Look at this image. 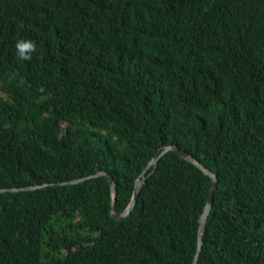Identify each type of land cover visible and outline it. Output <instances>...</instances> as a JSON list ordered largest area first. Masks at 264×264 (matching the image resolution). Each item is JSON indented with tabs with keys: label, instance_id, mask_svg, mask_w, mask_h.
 Listing matches in <instances>:
<instances>
[{
	"label": "trees",
	"instance_id": "trees-1",
	"mask_svg": "<svg viewBox=\"0 0 264 264\" xmlns=\"http://www.w3.org/2000/svg\"><path fill=\"white\" fill-rule=\"evenodd\" d=\"M168 146L197 264H264V0H0V264H193Z\"/></svg>",
	"mask_w": 264,
	"mask_h": 264
},
{
	"label": "water",
	"instance_id": "water-1",
	"mask_svg": "<svg viewBox=\"0 0 264 264\" xmlns=\"http://www.w3.org/2000/svg\"><path fill=\"white\" fill-rule=\"evenodd\" d=\"M172 150L178 152L183 158H185V159L191 161L192 163H194L197 167H199L206 175H208L213 180V184H212V187L210 189V193H209V196H208V200H207L206 206L204 208V212H203V214H202V216L200 218L199 247H198L197 254H196L195 258H194V261H193V264H197L198 263V258H199V255H200V251H201V248H202L201 235H202V232L204 231V228H205L206 223H207L208 216L210 214V211H211V208H212V205H213L214 192H215V190L217 188V177H216V175L214 173L210 172L209 170L204 168L202 165H200L189 153H187L186 151H182L177 146H168V147H166L165 150L158 156V158L153 160L148 165V167L144 170L143 174L147 171V169L151 165H153V164L157 165L159 159L163 155L167 154L169 151H172ZM101 176H104V177H106L109 180V183H110V186H111V190H112V192L114 194L113 206H112L110 215L112 217H114V218H117V219H122V218L126 217L127 215H129L132 207L135 205L136 199H137V197H138V195H139V193L141 191V188H142V186L144 184V181H142L141 178H138L136 180L135 189H134V196H133L132 202L130 203V205L128 206L126 211L124 213H122V214H118L116 212V210H115V207H114L115 198H116V192H117L116 183L114 181V177L112 175L106 173L105 171L98 172L95 175H91V176H88V177H85V178L72 180V181H68V182H64V183H58L57 185L77 184V183H80V182L85 181L87 179L101 177ZM47 186H49V184H45V185H41V186H34V187H26V188L0 189V193H2V192L32 191V190L44 188V187H47Z\"/></svg>",
	"mask_w": 264,
	"mask_h": 264
},
{
	"label": "clouds",
	"instance_id": "clouds-1",
	"mask_svg": "<svg viewBox=\"0 0 264 264\" xmlns=\"http://www.w3.org/2000/svg\"><path fill=\"white\" fill-rule=\"evenodd\" d=\"M14 46L18 57L25 61L29 60L32 53L36 50V43L31 39H18Z\"/></svg>",
	"mask_w": 264,
	"mask_h": 264
}]
</instances>
